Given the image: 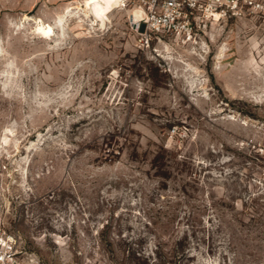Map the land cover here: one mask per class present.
Listing matches in <instances>:
<instances>
[{
    "label": "rangeland",
    "instance_id": "rangeland-1",
    "mask_svg": "<svg viewBox=\"0 0 264 264\" xmlns=\"http://www.w3.org/2000/svg\"><path fill=\"white\" fill-rule=\"evenodd\" d=\"M117 1L0 0V227L39 264L186 232L156 264H264V14L146 45Z\"/></svg>",
    "mask_w": 264,
    "mask_h": 264
},
{
    "label": "built area",
    "instance_id": "built-area-1",
    "mask_svg": "<svg viewBox=\"0 0 264 264\" xmlns=\"http://www.w3.org/2000/svg\"><path fill=\"white\" fill-rule=\"evenodd\" d=\"M143 16L134 23L144 28L142 42L176 38L198 45L213 27L264 14V0H142ZM18 242L0 227V264H39L21 261Z\"/></svg>",
    "mask_w": 264,
    "mask_h": 264
},
{
    "label": "trees",
    "instance_id": "trees-1",
    "mask_svg": "<svg viewBox=\"0 0 264 264\" xmlns=\"http://www.w3.org/2000/svg\"><path fill=\"white\" fill-rule=\"evenodd\" d=\"M109 226L104 227L103 231L101 233V244L105 247H113L115 240L108 236ZM118 239L121 241H124V238H121V236H118ZM125 242V241H124ZM155 250L153 252L154 254V260H156L153 264L160 263L162 259L164 258V255H166L169 258L175 257L177 254L182 255V259H189L188 256V250L190 243L188 242V232H186L183 236L172 239L171 237L167 239L166 236H157L156 237V243H155ZM138 254V258H144L145 260H150V258L143 252H139L137 250H134V255Z\"/></svg>",
    "mask_w": 264,
    "mask_h": 264
},
{
    "label": "bare ground",
    "instance_id": "bare-ground-1",
    "mask_svg": "<svg viewBox=\"0 0 264 264\" xmlns=\"http://www.w3.org/2000/svg\"><path fill=\"white\" fill-rule=\"evenodd\" d=\"M113 3H114V4H117L118 1H117V0H113ZM141 17H142V12H138V13H136L135 21H136V22L139 21ZM37 30H38V32H39L40 34H41V33H44V34L47 33V31H46V29L44 28V26H40Z\"/></svg>",
    "mask_w": 264,
    "mask_h": 264
}]
</instances>
